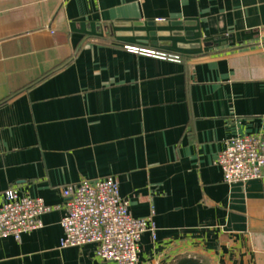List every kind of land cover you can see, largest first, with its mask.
Returning a JSON list of instances; mask_svg holds the SVG:
<instances>
[{"label":"crops","instance_id":"crops-1","mask_svg":"<svg viewBox=\"0 0 264 264\" xmlns=\"http://www.w3.org/2000/svg\"><path fill=\"white\" fill-rule=\"evenodd\" d=\"M244 135L264 136V0H0V203L53 207L0 264H114L61 246L62 187L109 175L156 226L138 264H264V177L216 163Z\"/></svg>","mask_w":264,"mask_h":264},{"label":"built area","instance_id":"built-area-1","mask_svg":"<svg viewBox=\"0 0 264 264\" xmlns=\"http://www.w3.org/2000/svg\"><path fill=\"white\" fill-rule=\"evenodd\" d=\"M127 49L150 55L175 58L167 53L140 46ZM216 163L226 183L247 182L264 177V136L244 135L226 141ZM65 213L61 219L64 235L61 246L93 243L96 256L114 264H138L142 235L156 226L150 217H135L130 201L120 195L118 179L113 176L82 179L62 187ZM41 197L19 195L8 188L0 203V237L20 239L43 226L41 216L52 210Z\"/></svg>","mask_w":264,"mask_h":264},{"label":"water","instance_id":"water-1","mask_svg":"<svg viewBox=\"0 0 264 264\" xmlns=\"http://www.w3.org/2000/svg\"><path fill=\"white\" fill-rule=\"evenodd\" d=\"M146 23H143V22H135L133 25H135V26H144ZM169 24H172V25H181L182 24V22L181 21H172L171 23L170 22H168V21H156V22H154V21H151V22H148V25H151V26H155V25H157V26H164V25H169ZM124 26V25H131L130 23H118V26ZM119 34H131V32H129V33H119ZM139 35H146V32H139L138 33ZM151 35H160V36H168V35H170V34H172V35H182L183 34V32L182 31H165V30H161V31H158V32H156V31H153V32H151L150 33ZM160 44H171V41H161V42H159ZM181 46H183V47H189L190 45H186V44H182Z\"/></svg>","mask_w":264,"mask_h":264}]
</instances>
